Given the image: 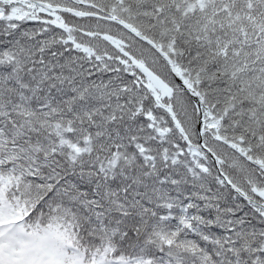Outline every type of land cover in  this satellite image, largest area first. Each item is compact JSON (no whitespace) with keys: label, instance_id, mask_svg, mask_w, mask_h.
<instances>
[{"label":"snow or ice","instance_id":"1","mask_svg":"<svg viewBox=\"0 0 264 264\" xmlns=\"http://www.w3.org/2000/svg\"><path fill=\"white\" fill-rule=\"evenodd\" d=\"M0 264H264V0H0Z\"/></svg>","mask_w":264,"mask_h":264}]
</instances>
